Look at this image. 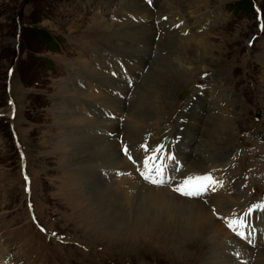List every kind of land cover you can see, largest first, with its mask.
<instances>
[{
	"label": "rangeland",
	"instance_id": "1",
	"mask_svg": "<svg viewBox=\"0 0 264 264\" xmlns=\"http://www.w3.org/2000/svg\"><path fill=\"white\" fill-rule=\"evenodd\" d=\"M168 2L176 0H142L151 9L147 21L156 7H166ZM179 4L175 9L188 19L189 28L178 35L179 26L174 27L172 37L188 38L187 50L199 61L180 84L171 83L168 72L164 80L156 61L157 83L151 84L149 70L157 50L153 47L145 66L134 63L144 58L139 50L144 45L132 42L133 50L126 53L111 32L123 22L140 26L141 20L122 12L112 0H0V259L4 262L0 264H264V224H257L256 232L253 227V232L242 231L245 239H239L235 231L228 232L222 219L218 221L223 230L206 236H187L171 227L157 232L140 226L100 228L96 224L102 218L97 217L95 204H101L96 197L72 193V187L77 191L82 185L70 186L68 179L77 174L79 158L61 141L66 142L73 133L94 135V130L82 129L80 119H102L108 127L122 128L129 121L135 123L126 118L132 114L152 127L147 134L152 143L160 141L157 126L168 131L171 140L176 129L182 128L188 138L179 145L176 140L180 152L193 154L204 139L212 140L213 146L218 138L224 139L228 155L221 159L227 162L210 164L207 173L218 174L210 175L219 183L225 172L237 171L241 181L233 198L241 199L240 214L252 204L264 205V0H178ZM256 11L261 13V31ZM96 21L104 22L106 28L90 29ZM157 36L152 39L154 44L159 42ZM195 43L201 44V51ZM158 54L169 62L178 60L166 51ZM189 60L184 59L183 64ZM99 76L114 81L102 91L107 93L92 87ZM120 85L127 87L126 94L120 93ZM198 98L205 100L201 110L213 99L226 112L194 110V118H203L189 123L187 106ZM106 100L110 103L104 105ZM122 102L124 114L99 118L96 113V108L116 110ZM11 106L14 117L8 119ZM85 107L94 109L92 114ZM138 107L145 112H136ZM256 110L260 111L258 119ZM185 140L193 146L187 151ZM122 145L117 142L119 148ZM72 159L75 164H68ZM73 165L74 172L68 173L67 166ZM184 169L175 176L171 171L165 177L166 183L173 179L171 184L160 187L171 191ZM97 178L105 189V181ZM233 179H226L229 187L236 184L237 176ZM99 193L107 199V194ZM217 205V211L225 210L222 200ZM225 211L233 215L231 220L233 209ZM259 211L251 213L255 216L252 221L261 218L264 222V210ZM231 241L237 250L223 254ZM242 248L251 249H246L251 253L246 261L237 257Z\"/></svg>",
	"mask_w": 264,
	"mask_h": 264
},
{
	"label": "bare ground",
	"instance_id": "2",
	"mask_svg": "<svg viewBox=\"0 0 264 264\" xmlns=\"http://www.w3.org/2000/svg\"><path fill=\"white\" fill-rule=\"evenodd\" d=\"M141 1L142 0H112L113 3L117 4L116 5L117 8L119 7V9H122V12L126 13L127 15H130V17L131 15L133 17L138 15L137 17L140 18L141 23L139 26V25H134L129 21L128 22L131 24L128 23L126 24V22L125 23L123 22L122 23L123 25L120 26L117 25V27L113 30V32H111V34L112 36L116 35L118 37V38L116 37V39H118L117 41H119L122 44L121 47L123 48L124 51H126V53L131 52L133 50L134 45L132 44L130 45V43L132 42L144 45V47L141 46V48H139V50L143 52L144 58L139 57L137 60H134V63H138L141 66L143 65L145 66L147 64V61H149L150 51L153 49V47H155V50H157V53L155 54L156 59L153 62L151 69L149 70V74L150 75L153 74L151 75L153 78L152 81L153 83L151 84L157 83V81L154 80V76L157 74L154 72V67H155L154 64L157 63L161 67L160 73H163L162 77L165 78L164 80H167V77L164 73L168 72L170 75V77L168 76L170 78V82L173 83V81H175L177 82V84H180L181 79L188 77L192 69L195 67L193 66V64L199 61L198 59L193 60V57L191 56L192 53L187 50L189 45L187 42L188 38L185 39L183 38V36L172 37L176 31L173 30L174 27L179 26L180 33L178 35H181L182 33L185 32L184 30L189 28L185 24L186 20L188 19H184L182 13H178L177 10L175 9V7L180 6V4L176 5V2H178V0H176L175 3L168 2V5L166 7L164 6L163 8L156 7L155 10L157 11L153 12V16L149 21H147V19L150 18L151 16V9L146 5H143ZM155 14H156V18H154ZM125 19H127V16L125 17ZM155 20H156L155 22L156 26L153 23ZM105 28H106L105 23L102 21L93 22L92 26H90V29L93 30L94 29L103 30ZM156 35H158L157 37L159 39V42H157V44H154L152 39L155 38ZM195 45H197L196 49L201 51L202 49L201 44L195 43ZM160 51H166L169 55H173L178 60L181 58V60L180 61L176 60V62L174 61L169 62L166 60L167 57H163L158 54ZM202 53L203 56L207 55L205 51H202ZM140 54L142 55V53ZM189 57H190L189 60L190 62L189 63L187 62V64L184 65L183 60ZM98 59L102 60V57L96 58V60ZM125 70L128 71V73H131V70L129 69H125ZM107 79L108 78H105L104 76L103 77L99 76L97 79H95V81L92 82V87L97 88V90H100L101 93H107L102 91L107 90L110 86H113L114 84V81H109ZM111 83L112 85H110ZM126 88H127L126 86L120 85L119 87V89L121 90L120 93L126 94L125 92V90H127ZM131 96H130V100L131 102L134 103L133 95L131 94ZM168 101L169 99H167L166 102ZM141 102L143 101L140 100V104ZM204 102L205 100L198 98L197 100H195V102H193L192 100V102L189 103V105L187 106L188 108L187 111L189 113L188 114L189 116L187 117L186 115L185 117L187 122L190 123L192 121L195 123L196 121H199L203 118V115L201 117L194 118V116L197 117L196 112H194V110H198L201 113L207 112V109L209 110L211 109V111L217 110L219 112H222L220 108L221 106L216 105L215 102H213V99H210V103L205 108L206 110L205 109L201 110V108L204 105L203 104ZM109 103L110 100L104 101V105ZM120 105L126 108V106H124L125 102H122L119 103L116 110L113 111L112 109L108 110L105 109V107L99 109L96 108V113L97 115L100 116L99 118L101 117L109 118L111 114L112 116H114V114H124V109L120 107ZM85 108L89 109V112H91L92 114L94 109H90V107H85ZM137 109L140 108L138 107ZM142 111L145 112L142 109H140V111L136 110V112L138 113H141ZM225 112L226 111L222 113ZM127 117H129V119L132 118L131 120L135 121V123L129 121L125 123L122 128H120V126L108 127L105 125V122L107 121H104L102 119L96 120L94 118V120L88 119L86 121L80 119L78 122L82 123V129H89L90 132L94 130V135L77 136L76 134L73 133L71 138L69 135L68 140L66 142L61 141L62 146L67 145L68 148L71 149L73 156H75L77 159L79 158L76 161V163L79 162L78 166L80 168L77 170L76 175L73 174L75 178L71 176L68 177V179L70 180V186L76 183H80L82 185L81 187H79L77 191H73V187H72V193L73 192L75 194L79 193L81 195L80 196L81 198L87 197L88 195L91 194L94 197H96L95 200H97L98 203L101 204V205L95 204L96 208L99 211L98 213L99 215L97 217L102 218L100 219L102 220V222L96 224L97 227L111 228L114 227L115 225L116 228H130L133 226H140L144 228V230L153 231V232H157L161 230V228L163 230H167L170 229L171 227L174 230H179L180 233L186 234L187 236L188 235L196 236V235H202V234L205 235L210 233L218 234L220 231H222L223 227L219 223V221L222 219L226 223L228 222V220H230L229 218L233 216V215L230 216L229 212L225 211L227 209H233L231 213L234 214V217L235 216L242 218L244 217V214H240V210H241L240 207L243 206L242 202H241L242 205L239 204L240 203L239 201L241 199L233 198L234 197L233 193L234 192L238 193L239 191L238 185L240 183L238 184V181H241V176H238L236 170L230 169L227 172H225L226 173L225 176L222 177L219 183L215 184L213 187H210L199 197L184 198L181 197L178 192L174 191L175 187L181 185L185 180H187L190 177L208 175L207 172L209 171H206V169L210 164L217 165L219 163L227 162L224 161V159H221L222 157L228 155V150L226 147L227 144L224 139L218 138L215 146L212 145L211 143L212 140L204 139V143L197 146V148L201 149V151L197 149L196 151L193 152V154L187 151V149H191L193 146H191L190 141L186 142L185 140L186 143L184 144L183 142V145L185 149L187 148L186 149L187 152H180L178 151L177 145L181 143V139L188 138V134L184 135L182 128H177L176 131L174 132V136H175L174 140H178L177 145L170 144V141L173 142L174 140L170 139L171 136L168 131L162 128H158L159 126H157L158 129L157 128L154 129L159 131L160 141L159 143H155V142L152 143L147 138V134L152 129V127L148 126V122H146L145 120H140L135 116H133L132 114L126 115V118ZM143 118H145V116H143ZM216 120L218 122L221 121V119L218 118H216ZM185 129L187 131V128ZM224 129L228 130L229 128L225 126ZM96 141H98L97 145H96ZM119 141L123 142V145L120 148L117 146V142ZM142 145H146L149 151H145L141 147ZM157 145L163 146L162 151L158 153L160 154L164 162L163 168H164L165 177L169 176L171 171H174V176H175L180 168L182 167L183 169L185 168L184 169L185 171H181L179 173L178 184L173 186L171 191L167 190L166 188H161L160 186H156V184L147 183L143 178V176L141 175V173L145 171L144 169L145 159L151 156V152H152L151 149H154ZM122 147H127L128 155L124 153L123 151L124 148L121 149ZM118 148L120 150V154L118 153ZM121 154L124 155L125 157L122 158ZM129 155L131 156V159H129ZM74 162L75 160L72 159L71 161L68 162V164L71 165L75 164ZM136 164H138V166L141 167L142 169L136 171L135 170ZM67 167H68L67 168L68 173L74 172L73 169L75 167L74 165L72 167L71 166H67ZM84 174H86V176ZM227 174L229 176L227 177L231 178V180L237 176L236 184L233 187H229L230 182L226 181V179H228L226 177ZM97 176H101V179L105 181L106 188L105 189L103 188L104 190L101 188V186H99ZM172 181L168 182L167 185L169 186V184H171ZM96 191H98L97 194L94 193ZM99 192H102L103 195L107 194V199L103 197L102 194ZM215 193L217 194L216 196H214ZM73 199L75 200V198ZM218 200L220 201L222 200L224 205L223 209L225 210L217 211L215 209V206H218L217 205ZM252 206L253 204L247 206L244 209V213ZM258 211L259 208L254 210L252 214L256 215L255 213ZM252 214H250L248 217L245 218V219L248 218L246 220V224H247L246 231L249 230L251 227H253L254 231L256 232L255 226L257 224L262 225L264 224V222L261 220V218H258L253 220L255 221V223H253L252 217L255 218V216H252ZM139 230H141V228ZM250 231L253 232L252 229H250ZM220 235L221 234H219L218 237ZM250 237L251 238L253 237V233H251ZM256 242H258V239ZM235 244H236L235 242L231 241V243H229L228 246L222 249L224 251L223 254L228 253L229 255V252L236 251L237 248H234ZM246 249H248L249 251L251 250L249 248H242V250H240V252L238 253L237 257L240 260L246 261L247 259L250 258L251 253ZM225 256L226 255H224V257ZM221 262L222 264H227L226 263L227 261H221ZM154 264H159V263H154Z\"/></svg>",
	"mask_w": 264,
	"mask_h": 264
},
{
	"label": "snow or ice",
	"instance_id": "3",
	"mask_svg": "<svg viewBox=\"0 0 264 264\" xmlns=\"http://www.w3.org/2000/svg\"><path fill=\"white\" fill-rule=\"evenodd\" d=\"M145 151H149L146 145L141 146ZM163 146H160L156 149H151L153 153H158L162 151ZM124 153L128 155V149L125 147L123 149ZM129 159L131 156L129 155ZM158 159L157 156L153 155L145 159L144 161V169L145 171L141 173L143 178L146 181H149L152 184L162 185L166 183L164 179V168L163 164L156 165L153 163L154 160ZM217 181H215L210 174L205 176H197L190 177L185 180L181 185L174 188V191L180 193L184 196H199L205 191H207L210 187H213ZM257 208L264 210V205H253L250 207L245 213L244 217H236L235 219H231L228 221V227L236 232L238 236L241 238H245V233L239 231V228L247 227L246 217H248L254 210ZM250 235V233L248 234Z\"/></svg>",
	"mask_w": 264,
	"mask_h": 264
},
{
	"label": "trees",
	"instance_id": "4",
	"mask_svg": "<svg viewBox=\"0 0 264 264\" xmlns=\"http://www.w3.org/2000/svg\"><path fill=\"white\" fill-rule=\"evenodd\" d=\"M48 42H49V43H50V42H53V40H52L51 38H50V39L48 38Z\"/></svg>",
	"mask_w": 264,
	"mask_h": 264
}]
</instances>
